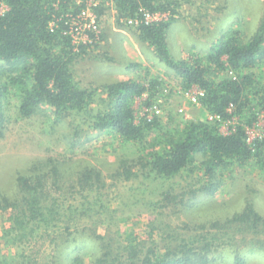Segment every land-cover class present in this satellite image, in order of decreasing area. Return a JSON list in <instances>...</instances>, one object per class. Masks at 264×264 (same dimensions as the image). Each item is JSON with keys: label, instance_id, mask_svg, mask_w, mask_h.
<instances>
[{"label": "rangeland", "instance_id": "rangeland-1", "mask_svg": "<svg viewBox=\"0 0 264 264\" xmlns=\"http://www.w3.org/2000/svg\"><path fill=\"white\" fill-rule=\"evenodd\" d=\"M175 8L177 12L172 16L168 12H153L155 17L150 23L173 19L168 44L176 59L206 56L233 31L239 33L241 40L248 41L264 23V0H186ZM140 16L147 22L142 14ZM131 18H118L117 10L111 5L100 14L102 36L99 40L89 43L84 50L69 40L72 46L69 49L74 56L72 70L82 87H101L130 78L153 82L147 92L132 99L136 122L146 126L144 138L124 140L112 129L99 131L82 125L81 117L75 114L59 121L48 106L29 118H22L15 94L4 105L8 129L0 138V197L11 201L20 199L18 176L46 174L56 162L60 167L58 178L62 187L56 193L67 211H64L63 220L53 224L50 230L44 232L40 228L43 235L48 232L53 235L37 239L39 245L46 243L42 252L47 251L34 262L31 253L37 242L32 238V242L20 247L15 235H6V229L12 224L11 216L10 212L0 209V259L3 264H54L51 258L57 255V264H72L71 258L80 250L85 264H89L102 251L101 242L92 235L98 218L105 225H98L100 232L122 236L125 244L131 242L136 233L151 242L150 233L154 228L161 241L160 250L168 240L165 234H172L174 240L193 243L195 235L203 236L208 232L207 236L214 239L211 240L209 264H264V244L253 250L259 241L264 242V224H260L259 231L254 234L255 230L244 231L248 226L240 230L227 223L218 228L213 225L244 211L249 202L264 219L262 106L259 101H253L239 114H234V109L230 108L233 115L229 118L211 114L201 101L204 92L196 85L188 87L181 73L159 58L150 42L143 41L138 30L139 19L130 22ZM259 56L252 68L225 70L219 77L253 73L255 85L262 88L264 53ZM7 69L6 63L0 61V72L5 73L3 70ZM7 74H1L0 79L6 80ZM193 121L211 122L221 133L242 126L254 151L261 144L257 151L260 154L255 152L256 156L247 164L230 165L225 174L221 173L223 185L208 193L198 191L203 185V168L199 164L171 178L160 177L149 167L145 169L142 161L146 162L155 150H163L171 137L182 135ZM81 128L85 131L77 135L76 130ZM126 165L133 171L129 179L122 175ZM88 167L102 172L106 186L89 192L80 191L78 186L70 189V184ZM49 177L47 180L51 184L55 177L53 174ZM191 188L197 189V193L187 195L182 202L180 193ZM166 192L171 200L165 199ZM82 206L98 209L100 216L94 213V217L88 214L81 218V210L77 209ZM69 216L75 219L72 225L65 221ZM68 226L69 231L66 230Z\"/></svg>", "mask_w": 264, "mask_h": 264}, {"label": "trees", "instance_id": "trees-1", "mask_svg": "<svg viewBox=\"0 0 264 264\" xmlns=\"http://www.w3.org/2000/svg\"><path fill=\"white\" fill-rule=\"evenodd\" d=\"M5 1L9 8L5 13L0 12V61L5 62L8 69L3 70L5 73L0 72V75L8 74L6 80L0 79V138L6 135L8 129L4 105L13 94L19 99L18 112L22 118H29L40 108L48 106L54 110L59 121L75 114L81 117L82 125H90V128L99 131L112 129L124 140L137 141L145 137L146 126L136 122L132 99L147 92L153 85L152 81L130 78L106 83L101 87L87 88L76 80L71 67L74 56L69 48L72 46L68 37L62 34L68 26L63 20L59 22L60 30L55 31L50 27V21L55 15L60 18L75 5L73 0ZM184 1L186 0H108L97 11L103 14L112 5L117 10L118 18H138V30L143 41L150 42L159 58L181 73L188 87L196 85L204 92L201 101L211 114L229 118L233 113H241L253 101H259L264 111V85L262 88L255 85L253 73L219 77L225 70L252 68L258 62L259 55L264 53V23L248 41L241 40L239 33L233 31L219 41L214 52L206 56L191 60L176 59L168 44V31L173 19L147 23L140 16V11L147 9L152 13L168 12L172 16L177 12L175 7L181 6ZM74 7L78 12L84 5ZM87 46L88 44H83L80 49L84 50ZM230 108L234 109L233 113H230ZM81 129L76 130L77 135L85 131ZM260 149L261 144H258L257 151ZM257 151L247 142V132L242 126H237L229 133H221L211 122L193 121L182 135L171 137L163 150H155L142 164L145 169L149 167L150 171L163 178H171L184 169L199 164L203 168V185L198 191L208 193L223 185L221 173L225 174L230 165L247 164L256 156ZM58 164L53 163L52 173L19 175L17 182L22 191L20 199L11 201L7 197H0V209L10 212L12 222L5 233L15 235L20 247L28 245L32 238L36 243L37 239L40 241L44 236L53 235L52 232L43 235L39 230H50L66 214L64 211L67 209L57 196L61 187ZM51 174L55 180L49 184L47 177L51 178ZM132 174L128 165L123 166L122 175L126 179ZM77 186L82 192L100 189L106 186L105 176L97 168H85L78 179L70 184V189ZM193 193H197V189L182 191L181 201L185 202L186 196ZM164 195L166 200H171L169 192ZM79 208L77 210H81V218L88 214L94 217V213L99 212L92 207ZM65 221L72 225L75 219L69 216ZM95 223L92 235L101 242L102 251L89 264H209L212 259L211 240L214 239L207 236L208 232L203 236L195 235L193 243H184V239L178 238L174 240L172 234H165L168 240L164 243V249L160 250L161 241L158 240L155 228L150 233L151 242L144 235L136 233L132 241L125 244L126 240L122 236L109 235L108 227L106 229L109 234L98 230V225H102L101 219L97 218ZM224 224L236 225L240 230L241 227L248 226L244 231L255 230L254 234L259 231L260 224H264V219L259 216L254 204L249 202L244 211L236 212L224 222L213 223L217 228ZM69 228L68 226L66 230L69 231ZM129 238L130 236L127 237ZM53 241L54 238L50 241L51 244ZM45 244H35L31 253L34 262L46 253L47 250L42 252V249H46ZM263 244V241H259L253 250H258L256 246L261 247ZM51 259L54 264L59 261L57 255ZM236 259L242 261L240 257ZM71 261L72 264H85L80 250ZM3 263L0 259V264Z\"/></svg>", "mask_w": 264, "mask_h": 264}, {"label": "built area", "instance_id": "built-area-1", "mask_svg": "<svg viewBox=\"0 0 264 264\" xmlns=\"http://www.w3.org/2000/svg\"><path fill=\"white\" fill-rule=\"evenodd\" d=\"M105 1L108 0H73L75 4L73 7L77 5H84V7L79 9L78 12L75 11V7H72L63 13L60 18L55 15L50 21V27L52 30L58 31L61 29L59 22L64 20L68 28L64 29L62 34L66 35L75 46L81 48L83 44L93 43L99 40L102 34L100 14L97 8L105 3ZM55 6L59 9L56 3ZM8 8L6 1L0 0V12L5 13L8 11ZM60 11L62 10L60 9ZM140 12L147 23H150V20L155 17L154 14L147 9H141ZM129 21L134 22L136 20L131 18Z\"/></svg>", "mask_w": 264, "mask_h": 264}]
</instances>
